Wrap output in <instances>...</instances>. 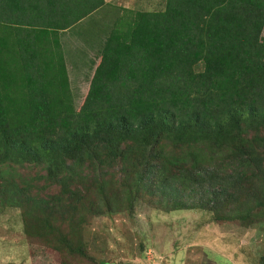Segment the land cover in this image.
Listing matches in <instances>:
<instances>
[{
  "label": "trees",
  "instance_id": "trees-1",
  "mask_svg": "<svg viewBox=\"0 0 264 264\" xmlns=\"http://www.w3.org/2000/svg\"><path fill=\"white\" fill-rule=\"evenodd\" d=\"M134 4L106 26L105 0H0V212L58 264H100L89 220L146 197L221 232L264 208V0ZM82 21L109 32L76 107L61 35Z\"/></svg>",
  "mask_w": 264,
  "mask_h": 264
},
{
  "label": "rangeland",
  "instance_id": "rangeland-1",
  "mask_svg": "<svg viewBox=\"0 0 264 264\" xmlns=\"http://www.w3.org/2000/svg\"><path fill=\"white\" fill-rule=\"evenodd\" d=\"M107 1L111 9L92 15L96 22L106 20V26L117 24L122 18L124 21L121 10L135 9V1L137 9L142 11L162 9V0ZM102 14H106L104 20H101L104 16L100 18ZM88 24L82 21L76 30L77 38L62 43L70 51L68 70L76 107L87 93L92 72L88 73L89 61L94 59L98 49L95 45L102 43L109 32L98 33L97 30L94 35L85 34L86 30H91ZM77 52L81 60L77 68L72 69L70 59L76 60L72 54ZM146 199L148 197L143 200L146 202ZM150 199L157 204L155 199ZM143 200L135 201L129 209L121 206V212H117L115 206L108 214L102 210V214L89 220L84 235L91 255L100 264H192L194 261L197 264H256L258 256L264 254V208L256 210L244 223L249 229L237 227L234 223L239 226L240 223L234 221L221 232L216 225L202 224L203 218L205 223L211 220L203 211L163 214ZM259 223L263 224L257 225ZM0 264H58V257L41 246L27 245L19 211L6 209L0 212Z\"/></svg>",
  "mask_w": 264,
  "mask_h": 264
},
{
  "label": "crops",
  "instance_id": "crops-1",
  "mask_svg": "<svg viewBox=\"0 0 264 264\" xmlns=\"http://www.w3.org/2000/svg\"><path fill=\"white\" fill-rule=\"evenodd\" d=\"M105 2L107 3H110V1H107V0H105ZM107 3V4H108ZM132 10H134V9H132ZM101 11V10H100ZM100 11H98V13L100 12ZM120 14H122V12H120ZM80 26V25H79ZM75 29V32L73 31ZM76 30H77V28L76 27H74V28H72V29H70V30H67V31H64L63 33H62V35H61V38L63 37V40H62V43H63V41H65V42H68L69 40H71V39H73V38H76V35H77V33H76ZM73 31V32H72ZM65 38H68V40L66 41L65 40ZM64 42V43H65Z\"/></svg>",
  "mask_w": 264,
  "mask_h": 264
}]
</instances>
